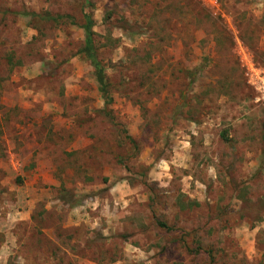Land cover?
Masks as SVG:
<instances>
[{
  "label": "rangeland",
  "instance_id": "rangeland-1",
  "mask_svg": "<svg viewBox=\"0 0 264 264\" xmlns=\"http://www.w3.org/2000/svg\"><path fill=\"white\" fill-rule=\"evenodd\" d=\"M259 7L0 0V264H264Z\"/></svg>",
  "mask_w": 264,
  "mask_h": 264
},
{
  "label": "trees",
  "instance_id": "trees-1",
  "mask_svg": "<svg viewBox=\"0 0 264 264\" xmlns=\"http://www.w3.org/2000/svg\"><path fill=\"white\" fill-rule=\"evenodd\" d=\"M94 20L91 14H85V23L83 24V28L85 30V46L84 52L86 56L90 59L93 67L95 78L99 82L100 90L102 91L105 97H109V89H108V80L106 77V73L104 67L100 63L96 51V47L94 44ZM110 98V97H109ZM108 98V99H109ZM161 225L166 226V224L161 223Z\"/></svg>",
  "mask_w": 264,
  "mask_h": 264
},
{
  "label": "crops",
  "instance_id": "crops-1",
  "mask_svg": "<svg viewBox=\"0 0 264 264\" xmlns=\"http://www.w3.org/2000/svg\"><path fill=\"white\" fill-rule=\"evenodd\" d=\"M259 2V10L264 14V0H256Z\"/></svg>",
  "mask_w": 264,
  "mask_h": 264
}]
</instances>
